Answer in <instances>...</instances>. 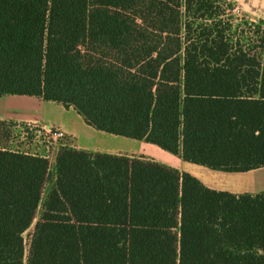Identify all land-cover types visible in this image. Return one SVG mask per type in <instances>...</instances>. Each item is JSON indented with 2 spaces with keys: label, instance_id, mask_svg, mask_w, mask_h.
<instances>
[{
  "label": "trees",
  "instance_id": "trees-1",
  "mask_svg": "<svg viewBox=\"0 0 264 264\" xmlns=\"http://www.w3.org/2000/svg\"><path fill=\"white\" fill-rule=\"evenodd\" d=\"M218 0H0V95H44L185 160L264 165V19ZM6 124L0 122V126ZM0 146V264H264V192L128 155Z\"/></svg>",
  "mask_w": 264,
  "mask_h": 264
},
{
  "label": "crops",
  "instance_id": "crops-1",
  "mask_svg": "<svg viewBox=\"0 0 264 264\" xmlns=\"http://www.w3.org/2000/svg\"><path fill=\"white\" fill-rule=\"evenodd\" d=\"M247 6L239 9L254 21L264 19V0H245ZM0 122L18 126L25 124L58 127L75 138V149L87 152L128 155L151 160L159 164L187 172L206 186L233 194H258L264 192V165L245 172L216 170L184 159L182 151L171 153L145 139L115 135L89 125L74 106L47 100L44 95H0ZM62 147L53 149L50 166L54 168ZM52 186V187H53ZM51 190V189H50Z\"/></svg>",
  "mask_w": 264,
  "mask_h": 264
},
{
  "label": "built area",
  "instance_id": "built-area-1",
  "mask_svg": "<svg viewBox=\"0 0 264 264\" xmlns=\"http://www.w3.org/2000/svg\"><path fill=\"white\" fill-rule=\"evenodd\" d=\"M17 136L14 142L22 144V151L30 155H38L51 162L53 149L59 144L62 148H75V138L58 127H49L37 124L18 125ZM17 152V151H16Z\"/></svg>",
  "mask_w": 264,
  "mask_h": 264
},
{
  "label": "rangeland",
  "instance_id": "rangeland-1",
  "mask_svg": "<svg viewBox=\"0 0 264 264\" xmlns=\"http://www.w3.org/2000/svg\"><path fill=\"white\" fill-rule=\"evenodd\" d=\"M218 1L222 5L223 10L228 9L229 3H231V2L236 3L237 10L234 11V14L238 18L237 21L241 22L240 19H242L244 17L248 18L246 16V14L241 11V8H244L247 6V4H248L247 1H245V0H218ZM239 4L241 6L240 9L238 7ZM17 133H18V130H17V127H15V126H10V125L0 126V146L3 147L4 149H7V150H12V151H17V152L22 151V149H23L22 144H20V143L18 144L16 142H14L15 140L20 139V137L17 136ZM54 177H55V171H54V168L51 167L49 180H48V182L45 186V190H44L43 201L46 199L48 192L50 191V189L53 186ZM41 213H42V206L39 207L38 212H37V216H36L32 226L24 235L25 246H26L25 264H28V255H29V251H30V247H31L32 236H33L36 224L41 217Z\"/></svg>",
  "mask_w": 264,
  "mask_h": 264
}]
</instances>
